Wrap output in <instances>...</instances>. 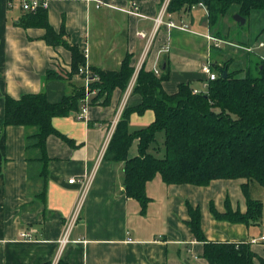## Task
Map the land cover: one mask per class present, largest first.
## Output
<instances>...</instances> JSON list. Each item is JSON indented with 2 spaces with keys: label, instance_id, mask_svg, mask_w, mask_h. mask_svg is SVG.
<instances>
[{
  "label": "crops",
  "instance_id": "0c3cea01",
  "mask_svg": "<svg viewBox=\"0 0 264 264\" xmlns=\"http://www.w3.org/2000/svg\"><path fill=\"white\" fill-rule=\"evenodd\" d=\"M47 1L49 24L56 32L63 28L64 38L84 53L89 70H118L128 57L133 72L124 89L112 91L107 104H88L83 118L77 117L83 104L77 112L52 118L54 128L71 142L54 134L47 137L49 161L42 186L41 180L30 178L25 148L29 130L3 125L4 97L43 90L49 102H58L76 87H86V82L79 72L44 80L48 69L70 72V50L47 43L43 27L17 24L24 13L18 0H0V264H56L59 259L68 264H209L202 256L204 243L194 238L187 224L188 205L199 209L208 241L248 242L264 258V234L257 236L253 224L218 219L212 211L223 212L228 200L232 209L245 212L244 179H215L199 186L166 184L155 175L146 182L149 201L142 208L125 192L124 163L104 158L124 108L141 102V95L133 91L136 79L131 86L136 68L157 70V75L167 70L162 82L167 93L176 92L181 83L204 91L207 76L202 64L230 58L229 68L236 69L241 58L240 66H246V51L260 56L252 47L256 39L249 33L240 39L229 36V17L210 27L200 2L167 12L156 26L166 0ZM249 16L264 19V10H253ZM220 28L228 37L215 35ZM262 29L264 21L256 27ZM214 38L221 49L214 47ZM153 120L151 109L133 111L128 127L137 129ZM136 150L134 141L129 155ZM71 177L76 181L69 183ZM65 235L67 241L61 244Z\"/></svg>",
  "mask_w": 264,
  "mask_h": 264
},
{
  "label": "trees",
  "instance_id": "16d2710c",
  "mask_svg": "<svg viewBox=\"0 0 264 264\" xmlns=\"http://www.w3.org/2000/svg\"><path fill=\"white\" fill-rule=\"evenodd\" d=\"M199 2L206 7L208 24L212 28L235 13L247 20L253 10H264V0H170L167 10L175 12ZM17 24L43 27L47 43L64 45L71 52L70 72L48 69L44 80L70 78L85 65L82 50L64 38L63 28L58 32L52 28L45 9L24 10ZM218 31L217 37H228L226 33L222 35L221 28ZM245 54L246 66L236 69L229 68L233 61L230 58L210 64L217 76L208 82L206 90L195 94L188 83H181L176 92L167 93L162 87L168 77L167 70L157 75L143 67L139 69L133 91L141 95V102L135 107L124 108L104 158L124 163L125 192L138 200L142 208L149 201L146 182L155 175L166 184L199 186L208 185L215 179L242 178L245 180L242 184L245 212L232 209L226 200L223 212L212 208L214 216L246 224L261 221L262 201L249 194L248 186L255 180L264 187V59L253 50ZM223 70H226L225 76ZM132 72L128 57L118 70L90 68L93 79L88 83V91L95 93L88 97L85 86L76 87L58 102H49L43 90L19 98L5 95L3 125H21L29 130L25 148L30 178H38L42 186L45 183L49 161L46 139L49 135H58L71 142L54 128L52 118L77 112L85 97L87 104H107L115 88L126 87ZM146 109L153 110L154 120L130 130V113H142ZM158 133L163 134L161 141ZM134 141L137 153L130 156ZM44 193L43 189L40 195ZM188 211L187 224L194 238L204 243L202 256L209 264H264V258L253 252L248 242L208 241L201 228L199 209L188 205ZM56 264L68 263L59 259Z\"/></svg>",
  "mask_w": 264,
  "mask_h": 264
},
{
  "label": "built area",
  "instance_id": "2783aa9c",
  "mask_svg": "<svg viewBox=\"0 0 264 264\" xmlns=\"http://www.w3.org/2000/svg\"><path fill=\"white\" fill-rule=\"evenodd\" d=\"M19 1V5L21 7L22 10H26V11H34L36 10L37 8H43L45 9L47 6H48V1L47 0H18ZM168 0L164 1L162 6H161V9L158 13V16L155 18V24L156 26H159L162 22H163V16L165 14H167L168 10H167V7H168ZM201 4V3H199ZM168 25L170 26H175V24L172 22V21H169L167 23ZM138 34L141 36V37H145V33L144 32H138ZM262 45V43H261ZM214 46H219V40L215 39L214 38ZM137 69L139 68H136L135 70V75L133 76V80L131 82V86L133 84V82L135 81L136 79V74H137ZM201 70L204 74H206L207 78L205 80V84H204V87L207 88L208 86V82L210 80H213L216 78V73L212 70L211 66H210V63H204L202 64L201 66ZM79 73L80 74H83L84 75V78H85V82H86V90L87 92L88 91V83L91 79H93V77L90 76V70L88 69V67L86 65L84 66H81L79 68ZM155 73L158 74V71L155 70ZM131 88V87H130ZM93 92V91H92ZM200 92V90L196 89V88H192V93H198ZM87 97H85V100H84V104L81 108V112L78 114V118H83L84 117V114L87 110ZM76 181V178L75 177H71L68 179V182L69 183H73ZM79 209H77V211L75 212L74 214V219L78 216L79 214ZM22 236H28V234H25V233H22ZM262 240H264V235L261 237ZM67 241V237L66 235L61 239V244H64L65 242Z\"/></svg>",
  "mask_w": 264,
  "mask_h": 264
},
{
  "label": "rangeland",
  "instance_id": "374dc122",
  "mask_svg": "<svg viewBox=\"0 0 264 264\" xmlns=\"http://www.w3.org/2000/svg\"><path fill=\"white\" fill-rule=\"evenodd\" d=\"M232 16L229 19L230 20L229 25H232V27L229 29V31H230L228 33L229 36L235 37L236 39H240L241 35L247 36L249 33L252 40L256 39V41L252 44L253 49L257 53H259L260 56H262L264 59V46L263 47L258 46L260 41H262L264 43V29H262L260 31H258L259 29L256 30V27H259L260 25H262L264 19H262L260 17H256L257 19H255L253 16H249L247 21L244 24H238L232 18ZM255 20H256V23L254 22ZM256 31H258V32H256ZM236 59H237V57H236ZM239 59L240 60L237 61L238 66H240L242 64V61H243L241 58H239ZM157 136H158V139L161 141L163 134L158 133ZM248 191H249V194L251 196L261 199L262 204H263L261 221L258 224L252 225L254 228L255 234L257 236H259L261 234H264V187L261 186L257 181L254 180V181H251L249 183Z\"/></svg>",
  "mask_w": 264,
  "mask_h": 264
},
{
  "label": "water",
  "instance_id": "95a60500",
  "mask_svg": "<svg viewBox=\"0 0 264 264\" xmlns=\"http://www.w3.org/2000/svg\"><path fill=\"white\" fill-rule=\"evenodd\" d=\"M232 18H233L236 22H238L239 24H244L245 21H246L245 18L242 17V16H241L240 14H238V13L233 14ZM225 72H226V70H223V76H225Z\"/></svg>",
  "mask_w": 264,
  "mask_h": 264
}]
</instances>
